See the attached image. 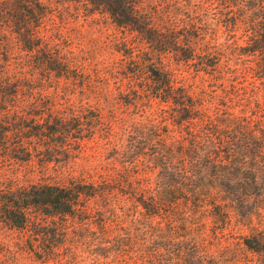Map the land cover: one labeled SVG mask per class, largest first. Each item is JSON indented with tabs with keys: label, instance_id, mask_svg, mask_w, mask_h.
Returning a JSON list of instances; mask_svg holds the SVG:
<instances>
[{
	"label": "rangeland",
	"instance_id": "1",
	"mask_svg": "<svg viewBox=\"0 0 264 264\" xmlns=\"http://www.w3.org/2000/svg\"><path fill=\"white\" fill-rule=\"evenodd\" d=\"M40 1L48 12L39 29L41 46L59 58L68 75L57 76L40 65L34 54L21 50L7 28H0V74L14 93L7 110L22 119L46 113L66 120L94 118V123L87 121L94 130L70 138L65 148H54L56 162L47 165H42L44 150L37 144L31 145L37 150L28 161H23L21 149L10 153L0 160V186L73 179L119 189L88 202V219H67L66 231L54 240L42 225L39 232L45 230L49 238L43 245L35 241L33 227L17 230L0 223V264H164L171 257L157 249L168 244L170 254L177 248L190 251L186 254L194 257L186 258L187 264H264V256L240 241L242 235H264V211L252 217L251 230L233 218L221 230L206 212L198 213L188 219L186 232L174 221L170 229L177 237L162 242L153 235L158 222L165 229L166 220L143 218L121 192H128V185L146 188L156 174L148 173L150 162L129 164L122 157L130 143L151 147L152 138L155 143L187 146L212 138L211 133L233 121L264 128L260 58L241 54L251 32L237 7L220 0H136L139 14L154 30L179 38L178 54L194 55L185 62L176 53L153 50L136 31L117 28L108 16L89 13L81 3ZM150 64L170 74L174 85L196 102L194 120L176 124L169 106L141 91ZM16 142L10 140L13 146ZM170 212L178 217L187 211L178 205ZM33 250L40 251V257ZM181 259L170 264H185Z\"/></svg>",
	"mask_w": 264,
	"mask_h": 264
},
{
	"label": "trees",
	"instance_id": "2",
	"mask_svg": "<svg viewBox=\"0 0 264 264\" xmlns=\"http://www.w3.org/2000/svg\"><path fill=\"white\" fill-rule=\"evenodd\" d=\"M69 1L81 3L89 13L105 14L117 28L136 31L157 52L176 53L185 62L194 57L181 51L178 54L175 49L179 38L172 33L154 30L148 19L139 14L136 0ZM220 1L237 7L242 13L251 36L247 45L241 48V54L260 58L257 77L264 80V0ZM47 14V8L40 0H0V28H7L17 39L21 50L34 54L40 65L57 76L66 77V66L41 46L39 29ZM145 72L147 84L141 91L147 98L169 106L175 113L176 124L196 118L193 114L197 109L196 102L174 85L170 74L153 64L147 65ZM131 74L136 76L137 70H132ZM6 78L0 74V153H3L0 160L21 149L22 152H18L24 156L23 161H28L31 151L35 153L37 150L31 145L37 144L44 150L42 165H47L56 162L54 148L67 147L70 138L80 139L84 133L93 134L94 127L89 123H94V118L66 120L52 113L30 115L28 119L10 116L8 97L14 93L10 92L12 86ZM211 136L201 143L189 142L187 146L155 143L151 138L148 142L155 144L151 146L153 148L146 142L135 141L123 151L122 157L129 164L145 160L152 164L148 173L156 172L153 182L145 184L146 188L137 190L127 184L128 192L121 191L139 209L143 218L166 220L165 229L160 228L161 222H158L153 235L155 239L164 242L172 237L170 226L174 227V221L182 224L186 232L188 219L205 212L221 230L229 225L232 218L251 230L252 217H259L264 211V128L233 121ZM10 140L17 142L13 146ZM114 189L119 188L106 182L95 184L73 179L64 184L41 181L23 186H0V223L17 230L33 227L38 239L35 241L43 245L49 242V238L45 230L39 232L42 225H46L50 239L54 240L60 232L66 231L64 223L67 219L85 221L88 219L87 203L113 193ZM178 205L187 211L178 216L180 218L170 212ZM170 218L171 221L167 222ZM240 241L245 249L264 256L263 233L242 235ZM170 248L168 244L157 249L171 257V261L164 260V264L173 263L181 256L185 257L182 262L187 264L186 258L194 257L186 254L190 252L188 249L181 248L170 254ZM41 250L51 253V250ZM33 251L37 258L40 257V251Z\"/></svg>",
	"mask_w": 264,
	"mask_h": 264
}]
</instances>
